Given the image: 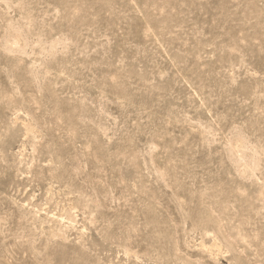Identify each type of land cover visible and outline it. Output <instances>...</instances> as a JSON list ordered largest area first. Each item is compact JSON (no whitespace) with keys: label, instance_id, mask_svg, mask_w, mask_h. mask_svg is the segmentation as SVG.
I'll list each match as a JSON object with an SVG mask.
<instances>
[{"label":"rangeland","instance_id":"1","mask_svg":"<svg viewBox=\"0 0 264 264\" xmlns=\"http://www.w3.org/2000/svg\"><path fill=\"white\" fill-rule=\"evenodd\" d=\"M0 264H264V0H0Z\"/></svg>","mask_w":264,"mask_h":264},{"label":"bare ground","instance_id":"2","mask_svg":"<svg viewBox=\"0 0 264 264\" xmlns=\"http://www.w3.org/2000/svg\"><path fill=\"white\" fill-rule=\"evenodd\" d=\"M25 130L28 131V128H25ZM244 145H245V144H244ZM248 152H251V151L248 150ZM252 155H253V154H252Z\"/></svg>","mask_w":264,"mask_h":264}]
</instances>
